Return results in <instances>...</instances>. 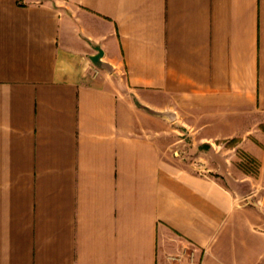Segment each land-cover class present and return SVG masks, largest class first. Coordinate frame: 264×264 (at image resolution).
I'll list each match as a JSON object with an SVG mask.
<instances>
[{"label": "crops", "instance_id": "0c3cea01", "mask_svg": "<svg viewBox=\"0 0 264 264\" xmlns=\"http://www.w3.org/2000/svg\"><path fill=\"white\" fill-rule=\"evenodd\" d=\"M0 264H264V0H0Z\"/></svg>", "mask_w": 264, "mask_h": 264}, {"label": "rangeland", "instance_id": "374dc122", "mask_svg": "<svg viewBox=\"0 0 264 264\" xmlns=\"http://www.w3.org/2000/svg\"><path fill=\"white\" fill-rule=\"evenodd\" d=\"M178 134L181 135L184 139L183 145L181 146L182 151H180L178 146H175L174 148L176 150H179L180 157L185 162L187 161L189 163H193L194 161H196V158L191 154L192 152L189 150V148L191 147V145L188 144L190 142L189 141L190 132L184 129L183 132L182 131L178 132ZM237 155H238L237 163L239 164L240 168H242L245 171L249 170V172H256L258 168V160L256 158L252 157L247 152L241 149L237 150Z\"/></svg>", "mask_w": 264, "mask_h": 264}]
</instances>
